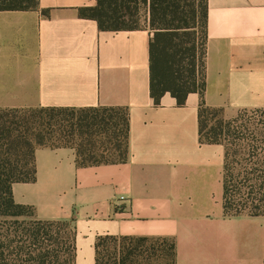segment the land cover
Returning <instances> with one entry per match:
<instances>
[{
    "label": "crops",
    "instance_id": "obj_1",
    "mask_svg": "<svg viewBox=\"0 0 264 264\" xmlns=\"http://www.w3.org/2000/svg\"><path fill=\"white\" fill-rule=\"evenodd\" d=\"M96 2L0 10V109L124 108L127 159L79 167L74 148H38L14 201L72 223L75 264H95L100 236L166 239L176 264H264V217H224V147L200 141L199 94L151 96L149 13L142 28L100 30L80 16ZM206 33V104L227 119L264 109V0H207Z\"/></svg>",
    "mask_w": 264,
    "mask_h": 264
},
{
    "label": "trees",
    "instance_id": "obj_2",
    "mask_svg": "<svg viewBox=\"0 0 264 264\" xmlns=\"http://www.w3.org/2000/svg\"><path fill=\"white\" fill-rule=\"evenodd\" d=\"M96 1L95 6L80 9V16L95 20L100 30L137 29L133 21L137 12H126L137 0ZM143 3L148 5L153 32L149 44L152 98L157 104L169 93L182 106L190 93L199 94L200 141L224 147V217H264V119L248 118L249 113L264 118V109L242 110L227 119L222 109L205 101L207 0ZM37 7L38 0H0V10ZM21 113H30L31 118L18 120ZM128 131L124 108L0 109V264H75L72 223L37 220L32 207L14 201L12 186L36 180L38 148H74L79 167L123 163ZM149 242L166 253L167 264H176L175 246L166 239L113 236L97 238L95 264H142V250Z\"/></svg>",
    "mask_w": 264,
    "mask_h": 264
},
{
    "label": "rangeland",
    "instance_id": "obj_3",
    "mask_svg": "<svg viewBox=\"0 0 264 264\" xmlns=\"http://www.w3.org/2000/svg\"><path fill=\"white\" fill-rule=\"evenodd\" d=\"M128 7H129V9L126 10L127 13L128 12H132V13L137 12L136 16L134 17V20H133V21H135V23H134L135 26L137 28L144 27L148 22V20H147V16L149 13L148 5L146 3H143V0H137V1H133ZM196 44H197V47L199 48V52H198V56H199V53H200V36L196 40ZM27 114L28 115H23L22 113L19 114L18 120H22V118H24V117L31 118L30 113H27ZM248 118L250 120L255 121V122H263V119H264V118H261L259 116V114L253 115L250 113L248 114ZM67 119H70V118H67ZM160 248H159V245L154 243V242H149L146 245H144V248L142 250L144 252L143 259H141L142 264H167L166 259H165L166 253L165 254L160 253L159 252ZM167 248L168 247H166V249ZM144 250H146V251H144ZM76 252H77V250H76ZM153 252L157 253V256Z\"/></svg>",
    "mask_w": 264,
    "mask_h": 264
},
{
    "label": "built area",
    "instance_id": "obj_4",
    "mask_svg": "<svg viewBox=\"0 0 264 264\" xmlns=\"http://www.w3.org/2000/svg\"><path fill=\"white\" fill-rule=\"evenodd\" d=\"M120 200H125V198L124 197H121Z\"/></svg>",
    "mask_w": 264,
    "mask_h": 264
}]
</instances>
